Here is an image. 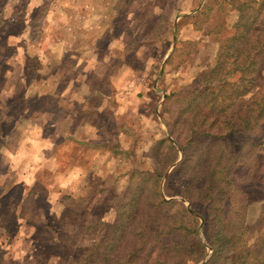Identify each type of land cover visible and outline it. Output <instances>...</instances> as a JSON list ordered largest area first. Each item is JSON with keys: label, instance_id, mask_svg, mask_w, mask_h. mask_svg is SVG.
<instances>
[{"label": "rangeland", "instance_id": "obj_1", "mask_svg": "<svg viewBox=\"0 0 264 264\" xmlns=\"http://www.w3.org/2000/svg\"><path fill=\"white\" fill-rule=\"evenodd\" d=\"M229 1L0 0V264H78L80 253L102 238L118 241L148 224L135 216L136 208L145 203L139 200L135 208L131 198L140 190L147 203L155 200L150 190L155 182L145 176L127 182L132 170H165L161 194L184 207L196 206L190 209L202 243L206 244L202 233L206 218L210 232L216 227V208L227 209L229 200L249 205L244 210L235 207L236 213L231 203L229 224L246 221L237 226L243 240L248 245L259 240L264 234L260 225L264 222V122L232 132L224 123L215 130L216 115L186 123L188 115L179 113L186 94L203 87L202 77L236 18ZM207 5L211 9L201 28L193 29L191 21L182 23L181 40L172 53L171 23L176 25L182 13L192 14ZM62 38L71 39V47L73 42L76 47L89 46L83 54L89 60L85 69L82 63L75 64L72 51L61 56L58 40ZM40 40L45 41L43 62L24 53L25 45ZM260 66L264 67V57ZM115 76L119 79L112 85ZM86 80L110 95L117 86L119 104L115 109L117 103L108 99L103 112L92 113L89 121L98 129L99 143L84 147L79 140L95 134L92 128L81 127L85 110L67 99L69 88L74 92ZM248 97H241L224 117L230 125L232 112L241 109ZM91 100L96 104L99 98ZM204 104H200L202 113L208 112ZM70 111L72 119L67 118ZM38 116L46 123L43 134L49 139L56 134L55 142L35 139L38 131L32 123ZM70 131L79 140L74 136L73 141L63 140ZM175 152L177 160L169 165ZM204 156L213 157L208 169L187 178L183 159L194 163ZM211 175L213 184L206 180ZM226 177L235 181L234 187ZM175 210L173 206L171 211ZM178 215L188 220L183 213ZM205 247L202 259L195 261L193 255L186 264H204L212 252ZM155 255L154 250L145 263L151 264ZM230 261L225 258L227 264Z\"/></svg>", "mask_w": 264, "mask_h": 264}, {"label": "trees", "instance_id": "obj_2", "mask_svg": "<svg viewBox=\"0 0 264 264\" xmlns=\"http://www.w3.org/2000/svg\"><path fill=\"white\" fill-rule=\"evenodd\" d=\"M229 3L237 12L236 18L230 22L232 24L227 29L228 35L222 40L214 63L207 74L202 77L205 80L203 87L186 94V97L183 98L185 103L180 107L179 113L182 116L188 115L186 123L196 121L198 116L204 119L205 114L216 115L212 120L213 123H217L215 130H220L218 127L224 123L228 125V131L235 132L236 128L243 131L251 130L252 127L264 122V67L260 66V60L264 57V0H231ZM210 9L211 7L207 5L203 8L200 7L192 14L182 13L175 26H173V22L171 23L169 33L173 28L175 33L173 34L175 43L172 53L177 48V42L181 40L179 34L182 23L191 21L193 29L201 28L208 18ZM198 17L204 19L196 22ZM170 58L171 54L168 60ZM247 95L249 97L241 109L232 112V125H230L224 120V117H227L230 108L241 97ZM167 96L169 97V95ZM202 99L205 104L201 103ZM200 104H204L203 106H206L205 110L208 112L202 113L204 110H201ZM236 115L237 123H234ZM192 130H194L193 126ZM212 159V156L199 157L193 163L184 158L183 164L188 168L189 177L187 175V178L193 179L195 174L202 175L208 169ZM176 160L175 152L169 165H173ZM223 166L224 170L230 173L226 164ZM179 171L182 172V169L179 168ZM164 172L165 170L155 168L153 171L132 170L127 173V182L132 181L136 176H145L155 182V185L150 189L151 197L155 200L147 203L143 191L140 190L137 191L138 195L131 198L135 208L139 205V200L145 203L144 207L136 208L135 216L140 221L147 220L148 224L133 229L129 236L127 235L126 238L121 236L118 241H106L102 238L99 243L80 253L82 261L78 264H141L140 261H143L142 264H146L145 262L148 261L154 250L156 255L152 258L151 264H186L189 257L194 260L193 255H196L195 261L202 259L206 254L204 251L206 244L212 252L204 264H227L225 258L230 259L232 264H264V238L262 237L264 234H260L259 240L254 244L248 245V242L243 240L242 232H239L237 226H243L246 221L234 220L236 226L233 222L229 224L231 200H229L227 209L224 206L216 208L217 212L213 220L216 227L210 232L207 230L208 217L206 218V230L202 232L206 244L198 240L200 226L193 213V210L197 208L191 206L190 208L193 209L191 210L178 201L166 199L161 194L159 184ZM209 176H206V180L213 184L214 179L211 175L210 180ZM225 181L234 187L235 181H231L230 177H226ZM118 189L115 188V190ZM104 191L105 188H102V192ZM183 197L192 203L188 194L184 193ZM232 204V211L235 210V207L244 210L249 206L245 201H236ZM173 206L176 208L175 211H171ZM237 208L235 212L239 213ZM178 212L183 213L188 220H182ZM120 214L124 215L122 212ZM130 215L131 212L128 216ZM140 221L138 222L140 223ZM260 225L264 227V222ZM258 227L259 225H257ZM166 237L169 239H165ZM174 237H177L176 241L173 239ZM117 244L121 245L118 250L114 248ZM194 246H199V249Z\"/></svg>", "mask_w": 264, "mask_h": 264}, {"label": "crops", "instance_id": "obj_3", "mask_svg": "<svg viewBox=\"0 0 264 264\" xmlns=\"http://www.w3.org/2000/svg\"><path fill=\"white\" fill-rule=\"evenodd\" d=\"M74 24H76V23H74ZM173 26H175V23H173ZM42 40L37 41V42H33V43H28V46L25 45L24 53L26 54V56L31 54L33 56H36V58H37V60L39 62H43L42 59H43L44 55H46V54H43L44 50L41 49L42 45H45V41H42ZM58 41H61V46H62L61 47V53H60L61 56H63V54L66 51H68V50L72 51L74 54H76L75 64L82 63V67L84 69L87 67V65L89 63V60L87 58L83 57V54H85L84 51H86L89 46L79 47L80 46V44H79V46L76 47V42H73L72 43V47H71V42H72L71 39H66V38L65 39L64 38L59 39ZM54 43H56V42H54ZM59 45H60V43H59ZM132 49H134V48H132ZM132 49H130V50H132ZM57 58L59 59L60 57H57ZM41 64H42V66H44V63H41ZM118 79H119V77L115 76L114 79H112V85H115V84L117 85L116 82L118 81ZM85 83L86 84L84 86H80L78 88V90H75L74 92H73L72 88H69V90H68V99L67 100H69V102L72 103V106L73 105L74 106L75 105H79L80 106L79 107L80 111H82L83 109L85 110L84 111V113L86 112L85 113V120L83 121V124H82L81 127L86 129V130H90V128H92V131L94 132L95 136L92 137V138L88 137V138H85L83 140H79L70 131V132H68V134L63 135V137H62V139L65 140V141H68V140L69 141H73L71 136H74L77 140L81 141V143H82L81 145L84 146V147L92 145V144L99 143V141H97V139H96V133H99L98 129H95L94 125H93L94 123L89 121V119L92 116V113H94V111H96V114L103 112L105 110V108H106V102H108V99H112L114 102L117 103L115 109L118 108L117 105L119 104V102H118V94H119V92H118V89H116V88H118L117 86L115 87L114 90H112V95H110V93L109 94L104 93L101 89H98L96 87L91 86L90 83H88L87 80H86ZM51 87H54V85L52 84ZM133 89H136V87L134 86ZM40 93H44L43 88L40 90ZM135 94L138 97L139 93H135ZM92 96H96V97L99 98L98 103L94 104L93 100H91ZM75 108H77V107H75ZM72 113L73 112L70 111L68 113V115H67V118L72 119V117H73ZM42 118L43 117H39L38 116L35 119V122L32 123V124H34L36 126V131H38L37 137L35 139L53 143V142L56 141V140H54L56 134L53 135L54 137L52 139H49V137H46V135L43 134L42 127L45 126L46 123H45V121L44 122L41 121ZM66 136H68V137L66 138ZM53 149H57V147H54ZM76 167L77 166H74L72 171H71V173H73V175L75 173H77V168Z\"/></svg>", "mask_w": 264, "mask_h": 264}]
</instances>
